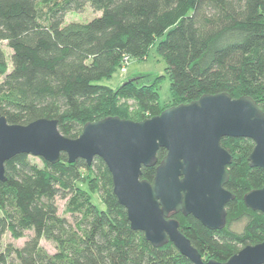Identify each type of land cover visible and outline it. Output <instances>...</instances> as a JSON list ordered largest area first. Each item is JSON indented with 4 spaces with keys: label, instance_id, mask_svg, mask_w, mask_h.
Returning a JSON list of instances; mask_svg holds the SVG:
<instances>
[{
    "label": "trees",
    "instance_id": "16d2710c",
    "mask_svg": "<svg viewBox=\"0 0 264 264\" xmlns=\"http://www.w3.org/2000/svg\"><path fill=\"white\" fill-rule=\"evenodd\" d=\"M86 6L100 15L64 24L68 13ZM3 43L11 50L10 70ZM156 43L172 104L160 103L157 83L100 84L123 67L124 58L145 60ZM221 93L250 97L264 115V0H0V114L10 125L55 120L59 133L74 140L87 123L140 122ZM221 146L232 156L224 188L234 199L226 205L225 226L209 230L192 216L170 217L203 259L225 263L264 242V214L243 203L264 186V170L248 164L252 140L223 138ZM165 155L158 150L156 166ZM29 157L4 164L0 264H192L171 243L153 246L130 228L100 158L88 166L81 159L69 164L61 154L57 164L39 159L38 166ZM155 167L142 168L141 179L151 182ZM58 200L71 221L58 215ZM27 232L32 236L23 247L2 246L4 234L17 241ZM41 240L54 245L53 254Z\"/></svg>",
    "mask_w": 264,
    "mask_h": 264
},
{
    "label": "water",
    "instance_id": "95a60500",
    "mask_svg": "<svg viewBox=\"0 0 264 264\" xmlns=\"http://www.w3.org/2000/svg\"><path fill=\"white\" fill-rule=\"evenodd\" d=\"M223 138L252 140L248 164L264 170V115L250 97L203 95L140 122L107 118L87 123L74 140L59 133L55 120L10 125L0 114V182L4 164L17 155L57 164L65 154L69 164L81 159L88 166L98 157L130 228L151 245L171 243L192 264H264V242L242 248L225 263L205 260L170 217L192 216L209 230L225 226V208L234 196L224 188L232 156L222 148ZM159 149L166 155L156 166ZM150 167L153 180H142L141 169ZM243 203L264 214V186L246 194Z\"/></svg>",
    "mask_w": 264,
    "mask_h": 264
},
{
    "label": "rangeland",
    "instance_id": "374dc122",
    "mask_svg": "<svg viewBox=\"0 0 264 264\" xmlns=\"http://www.w3.org/2000/svg\"><path fill=\"white\" fill-rule=\"evenodd\" d=\"M40 9L42 12L46 11L47 8L44 3L40 4ZM100 13L94 12L89 6H86L85 10L80 13H68L64 18V24L70 23H87L92 18L98 17ZM159 42V41H158ZM157 42V43H158ZM157 43L149 50L148 55L145 60H132L128 61L123 67L116 71V73L110 78L101 81V85L108 86L112 89L119 87L125 81L132 80L137 86L142 84L148 85L151 83H157L158 94L160 97V103L162 105H170V83L166 75V63L161 56L156 51ZM2 50L8 62L9 70L10 66V56L11 50L7 48L6 43L1 44ZM162 77L163 79H157ZM29 160L38 166H41V161L38 158L29 157ZM93 202L101 208L97 197L93 196ZM58 215L64 217L71 221L68 214L65 213V202L57 201ZM240 226L235 227V230H240ZM32 236V232H27L25 237L17 241L13 240L8 233L4 234L2 238V246L12 245L14 248H21L25 242ZM40 247L46 251L48 254L54 253V245L45 240L40 241Z\"/></svg>",
    "mask_w": 264,
    "mask_h": 264
},
{
    "label": "built area",
    "instance_id": "2783aa9c",
    "mask_svg": "<svg viewBox=\"0 0 264 264\" xmlns=\"http://www.w3.org/2000/svg\"><path fill=\"white\" fill-rule=\"evenodd\" d=\"M128 62L127 58H124V64H126Z\"/></svg>",
    "mask_w": 264,
    "mask_h": 264
}]
</instances>
